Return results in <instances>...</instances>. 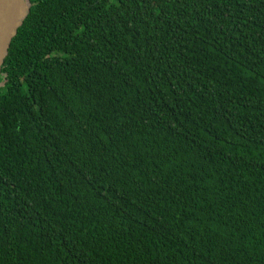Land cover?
<instances>
[{
	"label": "trees",
	"instance_id": "1",
	"mask_svg": "<svg viewBox=\"0 0 264 264\" xmlns=\"http://www.w3.org/2000/svg\"><path fill=\"white\" fill-rule=\"evenodd\" d=\"M30 1L0 264H264V0Z\"/></svg>",
	"mask_w": 264,
	"mask_h": 264
},
{
	"label": "water",
	"instance_id": "2",
	"mask_svg": "<svg viewBox=\"0 0 264 264\" xmlns=\"http://www.w3.org/2000/svg\"><path fill=\"white\" fill-rule=\"evenodd\" d=\"M31 8L30 0H0V75L12 39Z\"/></svg>",
	"mask_w": 264,
	"mask_h": 264
}]
</instances>
